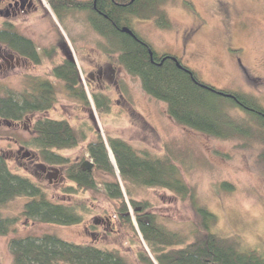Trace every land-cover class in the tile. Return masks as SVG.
I'll return each mask as SVG.
<instances>
[{
  "label": "rangeland",
  "instance_id": "1",
  "mask_svg": "<svg viewBox=\"0 0 264 264\" xmlns=\"http://www.w3.org/2000/svg\"><path fill=\"white\" fill-rule=\"evenodd\" d=\"M14 1L0 0V27L11 21L17 31L40 47V53L55 49L56 54L53 61L44 56L35 64L0 42L1 93L21 97L38 80L48 79L54 84L56 101L49 110L30 113L19 122L0 118V153L13 172L42 185L52 200L73 203L81 199L92 212L77 225L47 223L21 215L25 196L12 199L3 207V214L20 218L9 234L0 235V264H15L11 238L43 233L116 250L131 264H138L135 252L140 243L150 252L141 236L137 238L118 221L114 210L119 202L104 192L102 184L77 193L65 191L72 183L66 167L43 162L37 149L27 146L36 135L35 122L43 117L66 118L74 126L80 144L58 150L73 162L91 161L86 145L96 139V131L106 141L109 136L128 141L143 155L171 156L194 191L197 204L215 214L211 226L216 236L240 251L264 254L261 121L220 99L226 103L225 113L249 129L247 135L216 137L186 126L169 114L165 101L143 88L138 76L110 62L104 52L109 42L91 25L89 11L72 10L63 15L51 8L48 0H32L20 8L9 6ZM161 10L169 18L168 27H162L156 17L132 20L135 31L158 54H172L201 81L217 89L245 93L264 108V0H164ZM66 56L74 59L90 103L71 95L64 82L54 76L53 62H62ZM96 93L109 100L108 112L98 110L93 97ZM115 168L128 202L129 197L147 201L145 216L154 214L160 224L181 235L192 233L193 213L188 203L169 189L137 184H130L129 195ZM95 175L100 181L112 178L103 171ZM130 213L137 228L131 206Z\"/></svg>",
  "mask_w": 264,
  "mask_h": 264
},
{
  "label": "trees",
  "instance_id": "2",
  "mask_svg": "<svg viewBox=\"0 0 264 264\" xmlns=\"http://www.w3.org/2000/svg\"><path fill=\"white\" fill-rule=\"evenodd\" d=\"M163 1L96 0L94 7L93 0H49L51 6L63 15L72 10L89 11L91 25L109 42L104 52L110 62L120 64L129 73L138 76L150 95L167 103L169 114L178 122L216 137L247 135L249 129L225 113L226 103L220 99H226L257 117L264 126V108L257 100L245 93L217 89L201 81L196 72L180 60L182 66H178L171 57L162 59L166 54H158L135 31L132 26L134 18L156 17L162 27L169 26V18L161 10ZM124 26L132 29L135 36L123 32ZM0 42L35 64L41 63L44 56L53 61L56 54L55 49H44L41 55L40 47L17 31L14 23L8 20L0 27ZM53 63L54 76L64 82L69 93L90 103L74 59L66 56L62 62ZM212 88L234 96L219 94ZM1 90L0 86V118L4 120L22 121L30 113L49 110L56 101L54 84L48 79L38 80L21 97L13 92L3 95ZM93 97L100 112L110 110L108 99L97 93ZM34 129L36 135L27 141V146L36 148L43 162L66 167V176L72 183L65 191L77 193L82 189H97L102 184L104 192L111 199L118 200L119 204L114 210L116 218L137 238L141 236L150 250L148 252L140 243V248L135 252L138 264H264V254H259L257 250L240 251L224 244L216 236L211 226L215 214L197 204L194 191L183 179L177 162L171 156L143 155L128 141L112 136L106 141L96 131V139L86 145L94 164L92 170H88L83 166V161L73 162L58 151L75 147L81 142L68 119L43 117L35 122ZM115 165L127 194H132V184L166 188L188 203L193 213L192 233L181 235L160 224L154 214L145 216L149 206L147 201L129 197L128 202ZM96 171L106 172L112 178L100 181L95 175ZM20 196L27 198L21 215L41 222L77 225L83 223L92 212L91 207L81 199L73 203L52 200L42 185L27 175L13 172L7 159L0 153V235L9 234L20 218L5 216L3 207ZM130 206L136 216L137 228ZM9 247L15 264H131L116 250L73 242L53 233L13 237Z\"/></svg>",
  "mask_w": 264,
  "mask_h": 264
},
{
  "label": "water",
  "instance_id": "3",
  "mask_svg": "<svg viewBox=\"0 0 264 264\" xmlns=\"http://www.w3.org/2000/svg\"><path fill=\"white\" fill-rule=\"evenodd\" d=\"M132 1H133V0H132ZM122 31H123V32H126V33H128V34H130V35H132V36H135L133 30L130 29L129 27H127V26H124V27L122 28ZM168 57H171L173 60H175V61L177 62V64H178V66H182V65L180 64V62H179V60H178L177 57H175V56H173V55L168 56ZM201 85L207 87V86L204 85V84H201ZM208 87H209V86H208ZM209 88H211V87H209ZM212 89H213V88H212ZM213 90L216 91V92H218L219 94H222V95L231 96V97L234 96L233 94H228V93H225V92H223V91H221V90H216V89H213ZM93 165H94V164H93L92 161H85V162L83 163V166H84L85 168H87L88 170H92Z\"/></svg>",
  "mask_w": 264,
  "mask_h": 264
},
{
  "label": "flooded vegetation",
  "instance_id": "4",
  "mask_svg": "<svg viewBox=\"0 0 264 264\" xmlns=\"http://www.w3.org/2000/svg\"><path fill=\"white\" fill-rule=\"evenodd\" d=\"M89 1H91V0H89ZM94 1V7H96V0H93ZM32 3V0H20V1H17V0H15L14 1V3H12V2H10L9 3V6H12V7H17V8H20L19 6H21V7H24L25 6V4L26 5H30ZM48 3L50 4V2H49V0H48ZM50 6H51V4H50ZM51 8H53L52 6H51ZM99 13V12H98ZM166 54V55H165ZM160 55H165L164 57H166V56H168V55H172V54H169V53H164V54H160ZM67 57H69V56H67ZM179 59V58H178Z\"/></svg>",
  "mask_w": 264,
  "mask_h": 264
}]
</instances>
